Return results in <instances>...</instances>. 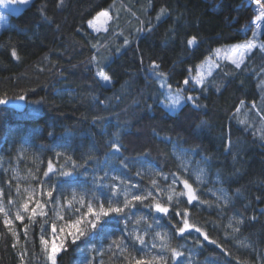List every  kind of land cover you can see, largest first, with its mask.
Wrapping results in <instances>:
<instances>
[{
    "label": "trees",
    "instance_id": "obj_1",
    "mask_svg": "<svg viewBox=\"0 0 264 264\" xmlns=\"http://www.w3.org/2000/svg\"><path fill=\"white\" fill-rule=\"evenodd\" d=\"M255 7L250 0H31L10 14L0 30V99L6 101L0 105L1 199L12 202L16 197L15 178L4 169L8 163L32 182L35 198L23 222L29 225L27 237L21 222H15L19 241L0 212V264H50L40 235L43 227L49 239L56 200H62L66 214L77 213L81 207L74 201L68 204L71 186L89 185L112 168L140 188L151 189L156 179L164 189L154 192L158 198L169 194L171 184L158 174L187 179L198 199L188 204L186 196L179 197L178 207L188 210L189 222L209 239L195 231L181 238L172 227L175 217L170 222L139 205L132 209L129 229L147 226V240L161 231L171 237L172 247L184 252L182 257L192 253L197 263L264 264V51L246 53L236 68L227 48L252 39L251 31L245 36L242 30L247 25L254 29ZM161 8L167 12L157 20ZM101 9L110 19L95 31L88 22ZM261 25L257 44L264 42ZM192 36L197 45L189 46ZM13 50L19 58L11 55ZM208 57L214 60L207 63L204 91L192 77L199 76L198 68ZM153 63L167 75L171 90L153 76ZM101 70L111 77L110 83L97 75ZM177 88L184 96L198 97L201 107L181 101L170 109L167 98ZM113 142L122 146L119 152L110 147ZM175 149L185 151L188 163ZM50 163L54 172L49 177L57 191L65 189L52 198L39 183L48 180L43 174ZM199 167L204 179L197 177ZM61 170L72 175L57 176ZM214 186L227 193V203L214 194ZM182 190L177 183L175 192ZM95 191L101 199L108 193L98 185ZM37 199L45 205V214L37 209L30 224ZM176 200L173 194L172 203L166 204L170 214ZM239 219L244 221L239 232L227 227L230 221L237 226ZM110 227L114 234L107 237L85 235L75 244L68 241L57 264H73L79 250L88 247L92 263L123 264L110 245L125 225ZM182 257L175 264H181Z\"/></svg>",
    "mask_w": 264,
    "mask_h": 264
},
{
    "label": "snow or ice",
    "instance_id": "obj_2",
    "mask_svg": "<svg viewBox=\"0 0 264 264\" xmlns=\"http://www.w3.org/2000/svg\"><path fill=\"white\" fill-rule=\"evenodd\" d=\"M13 4H23L26 5L30 3V0H11ZM64 0H60V3L63 4ZM250 3L254 4L256 7L254 9L255 12L258 13L256 15L255 20L257 23L254 26L247 25L244 30H242V34L247 36L248 31H251L252 39L246 40L243 45H237L234 49L238 52V58L233 59L232 63L236 66V68H240V65L245 60V54L251 53L253 49H260L264 51V42L259 44L256 43V39L258 38L260 32V24L264 23V0H250ZM12 11H16V9H12ZM167 10L164 8L160 9V13L157 16V20L160 19L161 15L166 14ZM100 15L107 16V12H102ZM4 17L0 16V20H3ZM151 31V28L147 29ZM128 41L125 40V43ZM187 45H197V37L192 36L191 39L187 40ZM95 46V45H94ZM12 56L17 57V53L15 50L11 53ZM95 61V57L92 58ZM219 66V65H217ZM153 68V76H155L160 82L162 87H166L171 90V84L167 83V75L161 71H159V65L153 63L151 65ZM191 74V73H189ZM97 75L105 82L110 83L111 77L106 75L102 70L97 73ZM195 80L196 84L201 85L204 91L207 90V86L204 84L202 77H192ZM184 85L189 84V79H184ZM183 89L177 88L175 90V94L171 95L167 99H169V104L167 105L170 109L175 110L180 104L181 101H189L192 106L196 109H199L201 105L198 103V97H194L191 95L184 96ZM22 98V97H21ZM6 101L0 99V105L5 104ZM243 104L244 102L241 101ZM253 107L255 104L253 103ZM239 111V110H237ZM110 147H112L116 152H119L121 149V145L119 143L113 142ZM127 167V164L124 165ZM186 170V169H185ZM54 172V169L51 163L48 165V171L43 175L47 177L48 180L39 181L40 184L44 185L45 194L47 197L52 198L54 193L56 196H60L64 193L65 189L60 187L59 191H57V186L55 182L49 177V173ZM57 176L70 177L71 172L60 171L56 173ZM140 175V173H137ZM162 175V178L167 181L171 179V184L168 185L167 191L169 194L166 197L158 198L155 193H161L164 191L157 183L156 179L151 181V189L140 188L137 184L131 183L128 180L123 179L120 176L111 177V182L106 183L105 179L107 178V173L105 177H97L94 178V184L98 185L100 188H107L108 194L103 199H101L100 195H97L96 191H89L88 189H82L81 194L79 195V199H77V194L73 192L72 200L68 201L69 206L73 204V201L78 203L81 207L86 210L81 212L79 208L76 209L78 215L75 218L70 219L68 222L63 224L59 231H57L56 224L53 223L51 226V232L49 234V239L45 238L44 229L41 227V235H40V243L44 246L45 254L47 255L50 264H57L56 258L57 255L61 251H66V243L70 241L75 244L81 237L85 235L102 236L107 237L109 234H114L111 232V225L123 223L125 227L121 229V234L117 236L116 239L111 241L110 249H116L120 256L123 257V264H169V255L172 261V264H175V261L184 256V252L177 247H172L169 237L167 234L161 235L160 232L154 233L153 242L150 244L145 243V239L143 235H140L136 232L135 229H129L127 227L129 219L132 215V209L136 208L138 205L141 207H147L153 210L155 213L162 214L164 217H168L169 221H172V218L175 217V224L172 225L174 232L176 235L181 238L184 237L185 233L191 234V231H195L197 233H201L203 235L204 240H208V235L206 232H202L200 227H197L195 224L189 222L188 218V210L183 209L180 210L179 205V197L187 198V203L191 204L194 200H197L198 197L196 195V189L193 188L192 184L189 183L187 179H183L176 174H158ZM118 181V183H117ZM177 183L183 185V189L180 192H175V186ZM173 194L177 197L176 204L177 208L171 212L169 206L173 201ZM3 195V190L0 189V196ZM85 195L89 197L88 201H85ZM161 199H164V203L161 202ZM92 201H95L93 203ZM147 201V203H145ZM49 203L51 201H48ZM204 203L205 201H200ZM225 203L227 201L225 200ZM44 204H41L37 199L35 202V207L31 209V215L29 217V223H35L34 217L37 215V209H40V215H44L43 212ZM24 213L29 212V202L25 201L22 205ZM0 212H4V208L0 206ZM63 219V217H59ZM25 219V215L21 214L20 211H17L13 218H9V214L5 212L3 224L7 227L8 231L12 234L13 237L16 238L17 241L20 239V232L15 230L14 221H19L23 225V235L25 237L28 236V224H23ZM140 219H146L145 217H140ZM139 223V220H137ZM244 223L243 219H239L236 221L237 226H233V223L230 221L228 224V228H232L233 232H239L240 227ZM156 237H159V243L156 242ZM129 241L132 244V250L129 249ZM213 244L216 241H211ZM136 244L140 245V248L137 249ZM15 247V245H13ZM160 249L159 252L153 254V251ZM135 251H139L141 255L139 257L133 255L132 253ZM24 256L21 254V261H23ZM187 259V257L185 258Z\"/></svg>",
    "mask_w": 264,
    "mask_h": 264
},
{
    "label": "rangeland",
    "instance_id": "obj_3",
    "mask_svg": "<svg viewBox=\"0 0 264 264\" xmlns=\"http://www.w3.org/2000/svg\"><path fill=\"white\" fill-rule=\"evenodd\" d=\"M31 2V0H30ZM29 4V3H28ZM27 5V4H26ZM23 4H13L11 2V0H0V16H3L4 19L0 20V30L2 28H4L6 25H8L9 23V16L12 12H17L19 10H21L24 6ZM12 9H16V11H12ZM102 12H107L108 15L107 16H102L100 15ZM110 19V13L106 10V9H101L99 10L94 16H92L89 19V27L95 31L98 30H102L106 27L108 21ZM262 30V25L260 24V32L261 33ZM242 42H234V43H230L228 44L227 48H231V51L229 53V58L231 60L233 59H237L238 58V52L235 51L234 49L236 48L237 45H241ZM213 58L208 57L203 63L200 64L199 68H198V75L200 77H203L207 75L210 67L207 66V63L209 61H213ZM207 66V67H206ZM175 154L180 157L181 159H183L185 161V163H188V156L186 155L185 151L183 149H175ZM142 167L144 168L145 166L142 165ZM4 169L5 170H10L12 173V176L15 178L16 181V185H17V190L15 191V195L16 197L12 199V202H8L5 199H1L0 196V206H2L4 208V212L2 213V216L4 218L5 212H7L9 214V218H13L15 213L17 211H20L21 214L26 215L27 213H24L22 205L25 201L29 202V208L31 203L33 202L34 198H35V188L32 185V182L29 181L27 179V177L25 175H23L20 171V169L18 168V166L16 164H12V163H8L7 165H4ZM147 169V168H146ZM197 177L199 179H204V172H203V168L199 167L196 171ZM107 176L108 179H105L106 183H110L111 180L110 178L113 176H120L119 174H117L114 170V168L110 169L107 171ZM122 177V176H120ZM97 178V177H96ZM118 183V181H117ZM88 189L89 191H93L95 190V184H94V179L90 180L89 185L84 184V183H77L71 186L70 190V197L72 200V194L73 192H75L77 194V199H79V195L81 194L82 189ZM107 192L108 189L104 188ZM213 192L215 195L219 196L220 198H222L223 200H226L228 198L227 193L220 188L219 186H214L213 188ZM108 193H106L107 195ZM89 199V197L87 195H85V201L87 202ZM75 202V201H74ZM93 203L95 201H92ZM78 204V203H77ZM79 207H81L78 204ZM81 212L85 211L86 209L81 207L79 208ZM76 215H78V213L75 214H66L65 213V208L63 205V202L60 198H58L56 200V207H55V214H54V218L52 220V224L55 223L56 227H57V231H59V228L65 224L66 222H68L70 219H73L76 217ZM63 217V219H60L59 217ZM145 216V214H144ZM147 217V216H146ZM14 221V225H15ZM15 227V226H14ZM140 235L144 236V239L146 240V244H150L153 242V237L150 238V240H147L146 235H147V226H143L142 228H140L139 226H137L136 229ZM51 230H48L47 232V237H49ZM161 233V231H159ZM162 235V234H161ZM156 242L159 243V237H156ZM92 249V247H88L86 249H80L79 250V254L75 257L73 264H91V255H90V250ZM160 249L157 247V249H155L153 251V254H156L157 252H159ZM168 253H166L167 255ZM187 257V259H185ZM92 264H100L99 261H96ZM181 264H214L211 263L210 261H203L202 263H197V261L194 258V255L192 253L187 254L185 257L181 258Z\"/></svg>",
    "mask_w": 264,
    "mask_h": 264
}]
</instances>
